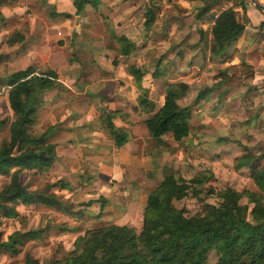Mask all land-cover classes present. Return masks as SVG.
Segmentation results:
<instances>
[{"label": "rangeland", "instance_id": "1", "mask_svg": "<svg viewBox=\"0 0 264 264\" xmlns=\"http://www.w3.org/2000/svg\"><path fill=\"white\" fill-rule=\"evenodd\" d=\"M57 1L58 3H55L56 0H3L0 7V59L5 64L11 63L18 57L26 58L37 68V74L54 72L58 79L66 82L67 85L70 84V87L74 89L73 92L59 84L56 89L58 93L56 98H49L51 96H46L48 93H45L37 108L36 124L30 129V134L33 136L40 135L47 127L48 134L59 129L57 136H62V132L60 142L58 140L51 142L56 146L61 143V148L56 154L59 159H62L60 163L63 164L61 167L52 165L51 170L49 167L36 173L25 171L21 177L27 188L38 192L48 189L50 193H54L64 201L67 194L59 193L70 186L73 197L68 201L73 207L71 214L68 215L54 210L49 213L47 208L38 205L24 208L21 210V215L26 224L22 225L23 221L21 223L13 220L1 221L0 240L16 228L41 232L40 240H36L33 244H25L23 249L37 259L39 264H44L48 261L60 260L62 256L74 250V243L84 232L111 224L118 215H122L117 219L118 224L131 227L139 233L147 194L164 176L169 174L185 182L204 173L212 175V178L201 186L200 194L195 195L190 190L187 197L174 203L176 209L185 210L187 217L200 214L206 204L217 206L220 203L217 193L227 188L240 193L258 192L249 171L235 168L237 158L249 153L257 159L264 149V107L254 109V104L250 105L251 91L245 88L248 87L246 81L240 89L238 88V92L240 91L239 93L243 95L242 103L234 100V96L229 100L223 98L224 96L216 97L219 90L217 84H213L211 88L215 95L207 94V97H204L205 100L199 103L201 106L194 104L196 94L188 91L185 98L178 102L179 106L192 105L196 109L195 120L206 126V133H191L181 142H174L170 135L165 136L161 143L152 142L151 151L148 147L145 154L152 156L155 160L156 169L147 177V182L140 181V170L132 167L126 169L125 176L131 182L110 181L102 182L104 185H101L95 179L96 171L87 170L82 175L79 169H76L82 165L83 161L79 155L88 158L91 154L87 153V150L84 151L86 148L83 146L88 142L85 136L82 137L81 128L86 130L89 125H92L96 130L104 131L101 115L104 116L106 113L103 111L107 110L108 113L109 107L119 110L113 104L118 103L112 98V90L115 86L106 85L105 91L98 96L97 86L95 88L94 84L110 79L128 80V77H132L128 66H133V61L138 59L141 60L142 65L144 64L140 66L135 62L144 75L143 84L149 85L151 82L155 89V81L150 74L154 68L159 67L157 71L168 81L179 80L180 77L184 79L183 76L187 74H190L189 79L198 77L196 75L198 72L192 70L193 63L189 60L185 62L184 70H171L173 66L178 68V60L169 58L170 52L175 49L177 42L181 39L169 37L167 34L172 30L176 31V27L183 24L184 28L189 30L190 38L186 39L188 49H195L193 46L195 41L192 38L197 35L202 36L206 31L205 21L198 19L199 11L206 6L203 1L206 0H159L158 11L156 10L159 21L153 23L151 28L145 24V12L150 0H98L99 8L96 10L87 8L80 17L68 13L72 11L71 0ZM166 4L170 6L165 7ZM239 19L241 21V18ZM144 28L153 33L152 36L147 35L141 39L138 36ZM14 32L21 33L24 42L10 48L5 41ZM155 34L158 35L155 36ZM251 34L253 35L251 39L257 46L264 41L261 27H258L254 34L251 31ZM122 35H125L130 43L134 42L137 35L136 40L139 43L138 49H135L136 54L129 55L126 62L121 59L116 40ZM163 42L166 43L160 44ZM260 48L238 55L235 53L236 58L245 62L248 55H255L259 63ZM161 57L162 61L168 60V65H164L163 62L156 65ZM218 63L214 61L210 71L213 72L212 80L209 79V81H216L213 77L222 69V65ZM195 66L202 71L201 66ZM62 88L65 93L63 90L64 95L59 98L57 96ZM191 89L197 91L194 87ZM85 90L87 92H84ZM6 93V87L2 86L0 119L6 118L8 123L12 114L6 101ZM50 101H55L51 110L45 108L46 104H51ZM68 105L72 107L71 114L67 109ZM122 115L121 112V117ZM7 139L8 125L6 124L0 132V146ZM108 141L113 145L110 139ZM68 146L74 147L70 149L68 154L70 156H67L71 161L69 166L65 164L66 161L63 158L65 154L67 155L65 149H69ZM112 154L113 149L104 147L102 152L98 153L97 162L112 159ZM260 162H262L261 158ZM90 163L97 166L96 162L90 161ZM6 182L7 178L0 177V188ZM100 186L104 188L101 189ZM100 192L105 196H100ZM91 196H94V200H91ZM87 198L90 201H86ZM92 202L102 207H95L93 209L95 214L100 213L103 208L107 213L100 221H98L99 216L91 213ZM240 204L248 205L246 198L243 197ZM75 217L85 220L87 224L74 225L72 221ZM67 228H72L74 231L63 230ZM217 259L218 256L211 253L206 264H216Z\"/></svg>", "mask_w": 264, "mask_h": 264}, {"label": "trees", "instance_id": "2", "mask_svg": "<svg viewBox=\"0 0 264 264\" xmlns=\"http://www.w3.org/2000/svg\"><path fill=\"white\" fill-rule=\"evenodd\" d=\"M71 1L78 17L87 8L96 10L99 6L98 0ZM2 2L0 0V7ZM149 23L147 16L145 24ZM244 29L245 24L236 21L232 10L222 12L211 30L212 56H218L224 48L236 42ZM116 40L121 55L128 57L134 45L123 36ZM5 42L11 48L23 44L24 37L14 32ZM245 60L220 69L213 80L227 91L252 80L258 58L248 55ZM130 72L139 87L144 76L141 68L132 66ZM152 77L158 94L164 97L163 106L154 112V104L140 97L138 106L152 116L133 125L131 138H150L161 143L162 137L170 135L174 142H181L191 133L205 134L206 126L195 120L196 109L192 105L179 106L178 102L189 91L188 86L170 83L157 69ZM2 86L7 89V103L12 117L8 123L6 118L0 119V132L8 125V139L0 146V177L7 178L0 188V219H16L19 216L16 205L19 203L37 204L63 215L70 214L73 205L68 201L48 189L32 191L21 183L22 172L43 171L54 162V145L46 143L47 131L33 136L30 129L36 124L41 97L57 89V75L51 71L37 74V68L26 58L18 57L5 64L0 59V93ZM203 98L200 94L194 104L197 105ZM119 112L101 115L104 132L116 148L127 142L126 134L119 133L112 122ZM41 153H44L43 157ZM258 156L256 159L248 153L235 161L236 169L249 171L258 192L240 193L227 188L217 193L220 199L217 206L206 204L200 214L187 217L185 210L176 209L174 203L187 197L190 190L195 195L200 194L201 186L212 175L204 173L189 182L173 174L166 175L146 196L139 233L131 227L116 225L90 229L74 243L73 251L60 260L44 264H206L211 253L218 256L216 264H264V149ZM243 197L248 205L240 204ZM24 239L39 240L41 232H14L9 236L0 245L11 252L8 264H39L30 253L16 248L22 245Z\"/></svg>", "mask_w": 264, "mask_h": 264}, {"label": "crops", "instance_id": "3", "mask_svg": "<svg viewBox=\"0 0 264 264\" xmlns=\"http://www.w3.org/2000/svg\"><path fill=\"white\" fill-rule=\"evenodd\" d=\"M55 3H58V1L56 0ZM203 3L206 4V6L203 9H201V11H199V13L197 10V13H198V19L205 21L206 31L203 33L202 36L197 35V36H194L192 38V40L194 39V41H195V43H193V46L195 47V49H193V50L188 49L189 46L187 45L186 39L189 40V38H190L188 35L189 30H188V28L185 29L183 24L176 27V31L172 30V32L167 34V35H169V37L174 36V37H176V39H181V41L177 42L175 49L172 52H170L171 55L169 58H173V60H176V59L178 60V68L173 66V67H171V70L175 71V70L179 69L182 71L185 68V64L189 61H192V63H193L192 70L194 72L195 71L198 72L196 74V75H198V77L196 76L194 79H191V77H190V79H189L188 76H190V74L189 75L187 74V76H185V75L183 76L184 79H182V77H180L179 80H175V81L170 80L169 82L170 83H184V84H186L190 90V93L196 94L195 95L196 98L200 94L201 95L203 94V97H205V96L207 97V94L208 95L211 94V96H214L215 94L212 93L213 90L211 88H213L212 87L213 84H217V82L216 81H213V82L209 81V79L212 80L213 72H210V71L214 66V61L219 62L218 64L222 65L221 68H227V67H230L233 65H238L241 62L236 58V56L238 54L243 53V52H249L250 50H253V49L255 51L261 47L260 48L261 50L258 52L260 55V61H259L258 65L256 66V69L254 70V78L252 80L246 81L248 87L246 86L245 88L247 89V91L248 90L251 91L250 92L251 96L250 97L248 96L250 98V105L252 106L254 104V107H253L254 109H260L261 107H264V41H262L257 46L255 44V42L251 39L253 36L251 34V31L254 34L256 29H258V27L259 28L261 27L262 34H264L263 33L261 14L256 10H250V9L245 8L241 4L240 0H206V1H203ZM149 4H151V5H149ZM159 4H160L159 0H150L149 1L148 7L146 8V12H145L146 17L148 16L149 20H150L149 25L146 24L147 27L151 28L153 23L159 21L158 14H157V11H158L157 5H159ZM176 5H178V3ZM168 6H170V4L165 5V7H168ZM71 8H72V11H68V13L69 14H75V10H73L74 7L72 4H71ZM98 8H99V6H98ZM226 10H232L235 13L236 21L239 23L245 24V29H244V32L241 35V37L236 42L232 43L229 47L224 48V51L221 54H219L218 56H212L211 47L213 45V41H212L211 30H212V27L215 23V20L218 18V16L222 12H224ZM71 12H74V13H71ZM68 13H65V14H68ZM239 18H241V21ZM145 20H146V18H145ZM254 22L256 24H254ZM205 25H204V22H202V26L204 27ZM152 33H153L152 31L149 32V31H147L146 28H144V30H142L141 34L138 37L142 39V38H145L147 35L152 36ZM158 34H155V36H157ZM122 36L127 39V37L125 35H122ZM122 36H119V37H122ZM136 37H137V35L135 36L134 42L132 41V44L134 45L135 48L130 55H132L133 53L136 54V50L138 49L139 43H137ZM164 43H166V42H163L160 44H164ZM121 57H122L121 58L122 61L126 62L127 57H124L122 55H121ZM135 62H137V64L139 63L140 66L142 65L141 60L138 59L136 61H133V63H132L133 66H136ZM162 62L164 63V65L165 64L168 65V63H169L167 59H164L162 61V57H161V60H158L156 65H158ZM195 65L201 66L202 71H200L198 69V67H196ZM130 67H132V66L131 65L128 66V71H130ZM156 69L154 68L153 70H151L150 74H152L153 71H155ZM158 69H159V67H158ZM187 72L188 71H186V73ZM194 72H193V74H194ZM186 73H184V74H186ZM127 79L128 80H124V81L119 80V79L102 80L103 81L102 83H98L97 85L94 84L95 88L97 86L96 92L98 93L97 94L98 96H101L102 94L100 95V93L102 91L103 92L105 91L106 85L112 84L115 86L112 90V96H113L112 98L114 101L118 102V103L114 102L113 104H114V106H117L119 110H113V109H111V107H109L108 110H110L109 112L120 111L114 117L112 122L115 125V127L118 129L119 133L126 134L127 142L121 148H116L115 146H113L114 144L111 145L110 141H108L109 138L104 131L96 130L94 128V126H92V125H89L86 128V130H84L83 128H81V130H80L82 137L85 136V140H87L86 142H88L87 145L83 146L86 148L84 151L87 150V153H90L91 157L86 158L84 155L80 154L79 157H81V159H83L82 165H80L76 169L77 170L79 169V171H80V173H82V175L85 172H87V170L88 171H93V170L96 171L97 176L95 179L97 182H100L101 185H104L102 182H110V181H113L116 183H122L124 181L131 182V180H128V177H127V179L125 177L126 176V169L128 167L129 168H131V167L137 168L138 170H140V172H139L140 181L145 180V182H147V177L150 176L151 174H153L155 172V169H156L155 160L152 158V156L145 154V151L148 149V147L151 151L150 145L152 142L155 143L156 141H154L153 139H150V138L149 139H143V138L132 139L131 138V132H132V127L135 123L143 122L146 119H148L149 116L150 117L152 116V113H147V112L142 111V108L138 106V103H137L138 99L140 97H145L148 101L152 102L154 104V107H155L154 112H156L157 110H159L163 106L164 97L160 96L158 94V92H156V89L153 87L154 85L151 82L149 83V85H144L143 80H141L140 86L138 87L135 84L133 76L128 77ZM59 84L63 88H67L68 90L74 92V89L72 87H70V84L67 85L66 82H63L60 79H58V85ZM243 85H244V82L241 86H243ZM215 86H217V85H215ZM191 87L196 88L197 91L192 90ZM240 87H238V88L240 89ZM63 88H62V91H60L59 96H57V97L62 98V96L64 95L63 94V90H64ZM238 88L231 89V90L227 91L223 87L219 86V90H217V93L215 96L218 98L220 96H224L223 98H225L226 100H229V99H231L232 96H234V98H233L234 100H239L242 103V96L243 95H241V93H239L240 91L238 92ZM84 92H87V90H85ZM64 93H65V90H64ZM56 94H58L57 90H54V91L48 92V94H46V96H51L49 98H56ZM203 100H205V98H203ZM203 100H201L199 103L201 104V102ZM6 101H7V93H6ZM50 102H51V104H46L45 108H48L51 110L54 107L55 101H53V102L50 101ZM241 103H239V105H241ZM49 107H51V108H49ZM67 109H69L68 110L70 112L69 114H71L72 107H70L68 105ZM91 109L94 110V108H91ZM68 111H67V113H68ZM121 112L123 113L122 117H121ZM103 113H107V110L105 112L103 111ZM144 117H146V118H144ZM87 122H89V121L87 120ZM48 129L49 128L47 127L44 131L41 132V134L44 133L45 131H47ZM58 130L59 129H57L56 131L50 132L48 134V138L46 140L47 144L54 145L55 158H54V162L52 165L55 167H57V165H59L61 167V165L63 164V163L62 164L60 163L62 159L61 158L59 159L58 155L56 154L57 150L59 148H61V143H59L56 146L55 143L53 144L51 142L53 140H58V142H60L59 139L63 136V134L61 132L62 136H60V135L57 136V132H59ZM164 137H162V139ZM104 147L106 149H109V148L113 149L112 159L108 158L107 161H105L103 159L100 163H98L97 162L98 153H101L102 149ZM68 148L69 149H65L67 155L65 154V156L63 158L66 161L65 164H67L69 166L71 164V161H69L70 159H68L67 156H70V155H68L70 152V149H72L74 147L68 146ZM110 160H112V162H110ZM90 161L96 162L95 164H97V166L90 163ZM52 165L50 166V170L53 167ZM88 166H90V167H88ZM22 174H23V172H22ZM22 174H21V177H22ZM59 180H61V179H59ZM21 183L23 185H25V183L22 182V180H21ZM94 184H97V183L94 182ZM100 188L102 189L104 187L100 186ZM29 190L33 191L34 189L30 188ZM72 191H73L72 188L69 186L66 188V190H63L59 194H62L65 192L68 196L66 195L64 198L66 199V201H68L69 199H71V197H73V193H71ZM100 196H105V195H104V193L100 192ZM93 197L91 198V200H94ZM86 201H90V200L87 198ZM70 204H72V203H70ZM36 205L37 204L23 205V204L19 203L16 205V212L18 213L19 216L16 219H0V222L3 220H13L15 222L21 223L23 221L24 224H22V225H25L26 223L22 219L23 217L21 215V210H23L24 208H28V207L31 208V207H34ZM38 206H41V205H38ZM42 207H44V206H42ZM95 207H100V208H102V207L100 205L92 202L91 213H93L95 216H99L98 221H100L103 219V217L107 213H106L105 209L103 208L100 213L95 214L94 210H93ZM47 210H49L48 211L49 213H52L51 210H54V209L47 208ZM55 212H57V211H55ZM70 214H71V212H70ZM119 216L121 217L122 215H118L116 218H114L112 220L113 222L111 224H107L105 226H109V225L125 226L123 224L117 223L118 222L117 219L120 218ZM72 222L74 223V225H77V226L87 224V222L85 220L78 218V217H75L74 221H72ZM67 229H69L68 232L74 231L72 228H67ZM14 232L25 233L28 231H23V228H16V229L12 230L11 233H8L4 237L3 240H0V245L5 243L8 240V237L11 236ZM84 233H83V235H84ZM83 235H81V236H83ZM81 236H79V237H81ZM79 237H78V239H79ZM34 242L35 241H30V240L24 239V240H22V245L21 246L18 245L16 248L22 252H25L23 249L24 245L25 244H33ZM10 258H11L10 250L6 247L0 246V264H8Z\"/></svg>", "mask_w": 264, "mask_h": 264}, {"label": "built area", "instance_id": "4", "mask_svg": "<svg viewBox=\"0 0 264 264\" xmlns=\"http://www.w3.org/2000/svg\"><path fill=\"white\" fill-rule=\"evenodd\" d=\"M240 2L245 8L256 10L261 14L264 33V0H240Z\"/></svg>", "mask_w": 264, "mask_h": 264}, {"label": "water", "instance_id": "5", "mask_svg": "<svg viewBox=\"0 0 264 264\" xmlns=\"http://www.w3.org/2000/svg\"><path fill=\"white\" fill-rule=\"evenodd\" d=\"M40 156L43 157L44 156V153H41Z\"/></svg>", "mask_w": 264, "mask_h": 264}]
</instances>
